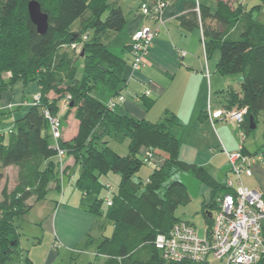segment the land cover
<instances>
[{"label": "trees", "instance_id": "16d2710c", "mask_svg": "<svg viewBox=\"0 0 264 264\" xmlns=\"http://www.w3.org/2000/svg\"><path fill=\"white\" fill-rule=\"evenodd\" d=\"M30 1H36L48 16V28L43 35L37 33L29 19ZM107 1H0V92L18 80L24 84L35 83L40 91L39 104L30 106L12 129L0 132V181L1 169L12 166L18 168L20 180L12 191L4 187L0 192V264L12 263L19 246L20 226L15 221L30 211L29 199L45 200L53 185L56 193H60V165L59 161L53 162L59 149L79 167L73 187L82 195L94 198L87 211L96 219L103 217L113 224L111 237H103L96 247V254L106 259L103 264H194L165 261L154 248L156 235L168 233L182 221L175 218V212L187 202L186 186L171 179L179 172H187L197 183L208 187L212 196L225 191L205 167L179 159L181 140L173 134V128L179 127L175 116L159 123L139 121L121 115L119 107L109 109L107 102L93 96V92L100 96L104 91L115 98L120 96L124 84L126 60L114 54L110 43L105 44L103 40H109L110 33H120L125 19L119 7L108 9ZM195 9L194 2H186L179 26L184 32L201 29L205 57L218 53L216 72L221 77L241 76L239 93L228 90L224 96L225 111L246 108L238 128L245 138L251 132L250 126L256 127V117L264 113V24L253 17L252 11L242 7L233 9L222 0L215 1L214 10L205 5H199L198 12ZM87 10L90 17L85 18ZM78 19L81 26L73 33L70 28ZM88 28L94 31L92 40L87 36ZM83 36L87 37L83 56L80 57L81 51L75 53L79 61L70 60L65 49L70 50L69 45L81 41ZM130 50V45L123 48V52L130 53ZM77 63L82 67L80 81L76 80ZM4 73L11 77L3 79ZM49 94L55 98L50 99ZM66 97L70 98L66 113L74 110L77 133L70 142L58 140L52 146L43 111L59 116L60 103ZM145 104L150 107L152 101ZM119 132L129 138L126 156H119L107 145L101 149L96 147L101 134ZM238 150L243 155H251L243 142ZM147 153L153 154L157 165L151 166L153 170L145 183H133L134 175L143 165H148L143 161ZM110 173L120 177L115 192L107 182L100 183V178ZM102 191L109 195L106 200L99 197ZM262 196L264 200V192ZM108 200H111L110 206L106 204ZM213 204H201L208 227ZM98 228L102 229L99 222ZM259 264H264V257Z\"/></svg>", "mask_w": 264, "mask_h": 264}, {"label": "crops", "instance_id": "0c3cea01", "mask_svg": "<svg viewBox=\"0 0 264 264\" xmlns=\"http://www.w3.org/2000/svg\"><path fill=\"white\" fill-rule=\"evenodd\" d=\"M156 1L143 0L140 5L143 3L151 5ZM215 1L211 2L213 4L211 7L210 3H203L202 0H165L166 6L158 19L142 16L139 12V5L131 13L128 12L125 15L123 13L125 27L120 33L115 34V40L110 43L113 52L126 60V67L123 72L124 84L120 90V95L125 98V101L118 106L119 113L135 120H145L150 123H159L171 115L176 117L179 127L173 128V134L181 140L179 159L189 164L205 167L225 190L212 196L208 187L197 183V191L203 199L202 203L205 204L213 203L221 195L227 193L228 189L225 186L227 181L231 182L232 188L236 187L235 178L229 176L227 154L236 153L238 150L233 146L226 145L219 139L217 148L212 152L210 147L206 148L203 139L196 131L198 127L202 126L215 130V125L220 121L213 122L211 120L212 115L226 110L227 103L224 96L226 91L232 90L239 93L241 76L221 77L216 69L212 73L208 59L204 54L203 45L200 42L202 39L201 29H195L191 32L182 31L179 26V17L184 13L186 2H194L196 8L199 5H205L214 10ZM222 1L233 9L242 7L247 12L252 11L253 17L256 16L255 6L248 8L243 3L238 5L239 0ZM143 26L156 30V34L149 54L145 58L144 66L140 71L133 72L130 68L131 55L129 52H123V48L131 44L132 35ZM197 41L201 44L199 48ZM181 53H185V55L182 57ZM235 84L237 88L233 87ZM146 91L150 92L149 97H144ZM39 92L35 83L24 84L20 80L0 92V114H3L0 117L1 133L14 127V122L32 106L34 97ZM102 92L100 96H103V103L112 99L109 93ZM48 97L50 99L55 98L53 94H49ZM150 100L152 101L151 106L146 107L145 103ZM61 105L62 102L59 112V117L63 118L62 142H69L77 133L78 122L73 116L74 110L64 114ZM234 110L237 109L233 107L230 111ZM1 121L9 122V124L1 127L3 123ZM221 123L223 122L221 121ZM69 129L74 132V137L67 140L65 133ZM189 129L192 130L194 138H191L192 133L188 136L187 131ZM51 141L54 145V141ZM218 153H221L220 156H225L226 162L218 167V174L214 176L210 166H216ZM64 158L66 159L62 161V165L58 166L60 193L57 194L60 195L59 202L56 203L49 220L35 222L40 227L41 241L39 242L44 241L46 246L49 245L46 256L31 261L27 260L28 264H49L51 254H58V251L71 252V254L76 255L85 254L86 251L78 250V248L84 247L90 240L92 232L98 228V219L87 211L89 205L82 207L81 198L75 195L77 190L73 186L78 176L79 167L72 157L66 156ZM254 166L251 169L252 175L250 177L241 175L240 181L244 187L263 193L264 185L262 190H259V185L261 180H264V166L260 164ZM11 168L14 167L4 169ZM254 176L258 182L260 181V184L257 185L253 182ZM113 177H117L118 182H120V177ZM100 183L103 184L106 181L100 180ZM109 186L113 192L117 190H114L110 184ZM52 189L56 191V185H53ZM108 197L109 195L106 193L105 200ZM37 203L39 202H35L31 198L27 205L32 208ZM102 238L100 237L98 242ZM54 243L58 244L56 250L52 248ZM102 258L104 263L106 259L105 257Z\"/></svg>", "mask_w": 264, "mask_h": 264}, {"label": "built area", "instance_id": "2783aa9c", "mask_svg": "<svg viewBox=\"0 0 264 264\" xmlns=\"http://www.w3.org/2000/svg\"><path fill=\"white\" fill-rule=\"evenodd\" d=\"M165 6L166 2L163 0H157L151 5L143 3L139 7V12L144 17L158 19ZM155 34L156 30L143 26L132 35L130 68L133 72L140 71L144 66ZM86 40L87 37L83 36L81 41L71 43L69 49L80 54ZM184 55L185 53H181L182 57ZM149 94V91L144 93L145 96ZM69 99L66 97L62 101V110L67 108ZM39 101L38 94L34 97L32 105L39 104ZM124 101L125 98L120 95L110 99L106 105L109 109H113ZM246 113V108L216 112L211 120L228 122L238 129ZM43 116L48 123L50 138L56 144L62 133L61 118L53 116L46 109L43 111ZM239 136L241 144L245 138L241 132ZM57 152L61 166L65 153L61 149ZM227 159L229 176L235 178L236 187L232 188L231 182H226L228 191L213 202L210 212L211 226L205 230L203 237L200 238L194 227L185 221L175 224L166 234L156 235L154 248L160 252L165 261L203 264L213 259L223 264H259L264 257V233L261 226V221L264 219L262 192L246 188L240 181L241 175L247 177L252 175L251 169L254 165L264 166V153L243 155L238 150L236 153L227 154ZM143 161L150 166L157 165L152 153H147ZM106 204L110 206L111 200H108ZM52 248L56 250L58 244L54 243Z\"/></svg>", "mask_w": 264, "mask_h": 264}, {"label": "rangeland", "instance_id": "374dc122", "mask_svg": "<svg viewBox=\"0 0 264 264\" xmlns=\"http://www.w3.org/2000/svg\"><path fill=\"white\" fill-rule=\"evenodd\" d=\"M1 2L3 0H0ZM143 0H108L107 6L110 8L119 7L124 13H131L133 9L137 8L140 3ZM88 2H91V0H88ZM203 3H210L211 7H213V0H202ZM243 3L244 6L251 8L255 6V10L257 11L255 19L261 23L264 24V1L262 0H239V3ZM90 17V12L87 10L85 14V18ZM81 26V20H76L70 30L73 33H77L79 28ZM87 36L89 40H92L94 38V31L92 28L87 29ZM115 34L110 33L109 40L108 38L104 39L103 42L106 44L111 43L115 40ZM198 48L201 46L200 42L197 41ZM66 56L70 58V60H76L79 61L78 56L75 55V52H71L68 49H65ZM118 55L116 52L114 53ZM218 60V53L215 52L210 58H208V65L211 69V72L213 73V70L216 69V63ZM76 80L80 81L82 79V67L81 63L76 64ZM11 77L10 74L4 73L2 75L3 79H9ZM231 84V83H230ZM233 87L237 88V85L235 84ZM93 96L97 99L101 100L103 99V96H95L96 92H93ZM72 111V110H71ZM71 111L69 113H71ZM67 112V109H64V114ZM22 114V112H21ZM63 114V115H64ZM63 119V118H62ZM61 119V122H62ZM10 121V120H9ZM3 122V123H2ZM1 127L5 124H9V122L5 123L4 121H1ZM49 131V130H48ZM63 131V129H62ZM192 130L189 129L187 131L188 136L191 135ZM64 132V131H63ZM63 132L61 133L60 140L62 141L63 138ZM201 138L204 141V145L207 147H210L212 152L215 151L219 144V139L224 142L226 145L233 146L236 150L239 149L240 144V138H239V132L236 127H233L231 124L227 122L223 123H217L215 125V130L210 129L209 127H198L196 131ZM73 133L71 129L66 130L65 136L66 139H71L73 136ZM50 134V133H49ZM189 138V137H188ZM191 138L193 137V133L191 135ZM72 140V139H71ZM69 140V142L71 141ZM50 145H53L52 141H49ZM128 144H129V138L128 136L124 135L123 133H115V134H109V135H103L101 134L100 140L97 142V148L101 149L104 145H107L109 148H111L115 153H117L119 156H126L128 154ZM244 146L250 153L255 152H264V113L259 114L256 117V127L251 130V132L245 137ZM145 152L141 151V154L144 155ZM219 154V155H218ZM218 158L216 159V166H210L212 170V173L214 176H217L218 174V167L223 165L226 162L225 156H220L221 153H218ZM141 155V156H142ZM64 158L63 160H65ZM58 159H53L54 164H56ZM258 166V165H257ZM255 167V166H254ZM252 167V169L254 168ZM152 170V167L150 165H143L141 169L134 175L132 182L139 184V183H145L146 179L150 175ZM1 172L3 173L2 180L0 181V192L5 187L7 188V191H12L13 188L18 185L20 182L19 180V173L18 168L14 167L8 170L1 169ZM117 174L110 173L107 176H102L100 178L101 181H106L108 184H110L114 190L118 187V179ZM107 177L109 178L107 180ZM255 177V178H254ZM253 177V182L260 184V181L256 180V176ZM171 181H180L182 182L186 188H187V202L185 204H181L176 212H175V218H178L182 221L188 222L192 227H194L197 235L201 238L205 234V230L207 229V223L205 221L204 215L202 213L201 204L203 202V199L201 195L197 191V181H195L191 175L187 172H179L174 175V177L171 179ZM264 185V180H261V184L259 185V190H262ZM52 186V185H51ZM261 187V188H260ZM204 191V190H203ZM76 196H79L81 198L82 207H85L86 205H91L94 198L92 195H82L80 192H75ZM106 195V192L102 191L99 194L100 198H104ZM60 195L56 193L52 187H50V190L47 193V196L45 200L42 202L37 203L35 206H33L27 215L22 217L20 220L15 221L20 228L18 229L19 234V246L17 248L16 253L12 256V263L11 264H28V261L40 259L44 256H46V250L48 249L49 245L46 246V243L39 242L41 241V235L39 232V226L35 224V222H46V220H49L52 217V211L56 205V203L59 202ZM32 204V203H31ZM101 210L104 212L106 210L105 205L103 204L101 207ZM212 209L209 211L211 212ZM51 215V216H50ZM99 225H102V229L99 230L98 228L94 230L91 234L90 240L85 244L84 247L78 248V250L86 251L85 254L82 255H76L71 254V252H61L58 251V254H51L52 256L49 264H102L103 258L101 256H97L95 251L98 243V239L100 237L104 238H110L113 233V224L108 223L104 220V218L98 219ZM261 226L264 231V219L261 221ZM39 242V243H38ZM208 264H221L219 262L214 261L213 259L208 260Z\"/></svg>", "mask_w": 264, "mask_h": 264}, {"label": "water", "instance_id": "95a60500", "mask_svg": "<svg viewBox=\"0 0 264 264\" xmlns=\"http://www.w3.org/2000/svg\"><path fill=\"white\" fill-rule=\"evenodd\" d=\"M27 12L31 23L35 26L38 34L43 35L47 31L48 28V16L42 13L39 4L36 1H30L27 4ZM84 54L82 51L81 56ZM250 122L252 120L250 119ZM255 125H251L250 129L253 130Z\"/></svg>", "mask_w": 264, "mask_h": 264}]
</instances>
